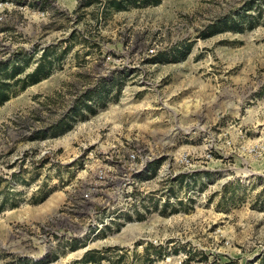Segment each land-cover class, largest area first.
Returning <instances> with one entry per match:
<instances>
[{
  "label": "rangeland",
  "instance_id": "rangeland-1",
  "mask_svg": "<svg viewBox=\"0 0 264 264\" xmlns=\"http://www.w3.org/2000/svg\"><path fill=\"white\" fill-rule=\"evenodd\" d=\"M108 1L0 24L53 52L0 105V264H264V0ZM135 149L134 211L99 229L82 192Z\"/></svg>",
  "mask_w": 264,
  "mask_h": 264
},
{
  "label": "built area",
  "instance_id": "built-area-1",
  "mask_svg": "<svg viewBox=\"0 0 264 264\" xmlns=\"http://www.w3.org/2000/svg\"><path fill=\"white\" fill-rule=\"evenodd\" d=\"M30 1L0 0V24L12 21L17 13H30L29 4L36 5V3ZM34 13L42 12L35 10ZM9 33L10 36L7 42L0 45V62L16 60L20 56L26 55L31 58V62L33 59L32 67L37 65V59L42 55L45 48H30V46L18 42V39L24 34L20 31V27L16 25L10 27ZM154 53L155 48L150 47L147 49V54L153 55ZM107 59H110V56ZM145 157V153L135 149L127 152L126 159L122 162L119 161V164L116 163L113 166L96 164L94 166L92 178L82 192V199L91 203L90 207L87 208V212L93 218V226L101 229L120 214H131L134 211V199L129 194L130 192H126L128 194L124 192L123 197L120 193L123 192L122 188L127 183H132L135 176H139L141 170L137 162L138 160H140V163L145 162ZM115 166L120 169L119 172L114 171Z\"/></svg>",
  "mask_w": 264,
  "mask_h": 264
},
{
  "label": "trees",
  "instance_id": "trees-1",
  "mask_svg": "<svg viewBox=\"0 0 264 264\" xmlns=\"http://www.w3.org/2000/svg\"><path fill=\"white\" fill-rule=\"evenodd\" d=\"M160 1L161 0H109L108 2H105L104 5L110 9L119 11L129 9L131 7L142 8L150 5L154 6L159 4ZM90 3L92 2H85L84 4L89 5ZM51 54H53V52H50L49 48H46L42 55L37 59V65L34 66L33 71L26 74L23 79L17 78L16 76L27 69L30 64V57L23 55L16 60L0 62V105L9 99L11 94V91L9 90L12 86L18 84L19 81L22 83L21 87L24 88L27 84H34L46 78L51 70V61L47 60ZM172 60L177 61L175 55L172 56ZM11 67L13 68L9 70ZM86 107L89 108L88 105H86ZM103 259L104 257L101 252L97 250H88L79 263L101 264Z\"/></svg>",
  "mask_w": 264,
  "mask_h": 264
}]
</instances>
